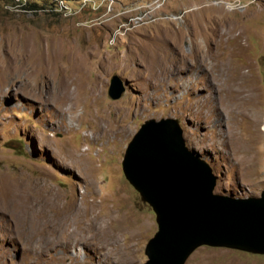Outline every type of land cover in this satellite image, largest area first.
Segmentation results:
<instances>
[{
	"label": "rangeland",
	"instance_id": "374dc122",
	"mask_svg": "<svg viewBox=\"0 0 264 264\" xmlns=\"http://www.w3.org/2000/svg\"><path fill=\"white\" fill-rule=\"evenodd\" d=\"M55 55L34 81L20 73ZM62 77L71 93L84 81L83 121L60 128ZM167 118L212 167L215 193L261 195L264 0H0V264H145L156 214L123 160L146 121ZM66 149L93 170L65 165ZM38 184L30 203L17 195ZM186 264L264 255L204 246Z\"/></svg>",
	"mask_w": 264,
	"mask_h": 264
},
{
	"label": "water",
	"instance_id": "95a60500",
	"mask_svg": "<svg viewBox=\"0 0 264 264\" xmlns=\"http://www.w3.org/2000/svg\"><path fill=\"white\" fill-rule=\"evenodd\" d=\"M125 91L114 76L110 96ZM123 170L156 214L145 264H186L204 246L264 255V190L248 198L215 193L212 167L187 146L177 119L146 121L128 145Z\"/></svg>",
	"mask_w": 264,
	"mask_h": 264
},
{
	"label": "bare ground",
	"instance_id": "6f19581e",
	"mask_svg": "<svg viewBox=\"0 0 264 264\" xmlns=\"http://www.w3.org/2000/svg\"><path fill=\"white\" fill-rule=\"evenodd\" d=\"M231 30H229V32H230ZM232 34V33H231ZM236 38V37H235ZM218 54V53H217ZM207 56V55H206ZM56 57H57V55H55V56H49V58H48V60H47V62H41V64H40V66H39V69L37 68V66H35V64L34 63H32V62H29V63H26L25 64V66H24V70L22 71V72H20V73H22V75H24V76H26V77H28L30 80H32L33 79V81H34V77H37L38 78V76H39V74L42 72V71H48V72H50V71H52V68H51V66H52V64L54 63V61L56 60ZM212 60V59H211ZM220 61V60H219ZM18 63V62H17ZM24 63V62H23ZM18 68V67H17ZM21 69H20V71H21ZM225 70H226V68H225ZM17 72H18V70L15 72V74L17 75ZM235 72V71H234ZM14 74V73H13ZM19 75V74H18ZM13 76V75H12ZM71 76H74V77H76L77 78V75L73 72L72 73V75ZM61 77V76H60ZM40 78V77H39ZM71 78V77H70ZM79 78V77H78ZM239 79V78H238ZM76 81L75 82H77L78 80L77 79H75ZM74 81V80H73ZM79 84H78V86H77V88H76V90H75V92H69L68 91V89H70L71 88V82H70V80L69 79H64L63 77H62V79H60L59 80V82H58V89L60 90V95L59 96H57V95H55L54 97H55V100H56V102L58 101V100H60L59 101V104H60V109H61V114H62V116H61V118L62 119H60L61 121H60V123H59V127L60 128H62V127H64V123L66 122V120H67V116L69 115L70 116V122L71 123H73V124H75V123H77V124H80L83 120H82V115L80 116V115H78V116H76V107H78L80 104H81V98H82V90H83V88H84V81L83 80H81V79H79ZM31 83V82H30ZM57 83V82H56ZM73 84V83H72ZM32 86V85H31ZM33 87V86H32ZM70 87V88H69ZM26 88V87H25ZM36 88V87H35ZM67 106V107H66ZM107 129V128H106ZM108 130H106V132H107ZM103 134V133H102ZM104 135V134H103ZM93 138H95V139H100L101 138V136H98L97 134H94L93 135ZM48 139V138H47ZM50 141V140H49ZM48 141V142H49ZM64 155H63V162H64V164L66 165L67 164V166L69 167V166H72V165H77L78 166V164H79V166H80V168H81V171L83 172L84 171V169H88L89 168V170L90 171H92L93 170V167L91 166V163H89L90 161H88V160H86L84 157H82L83 155H80V156H76L77 157V161H78V163H76L75 164V162H73L74 160L72 159L74 156H75V153L74 152H72V151H69V150H67L66 149V151H64ZM61 157V156H60ZM75 158V157H74ZM62 159V158H61ZM87 171V170H86ZM41 182V181H40ZM39 183V182H38ZM37 184V183H36ZM8 185L9 184H5L4 183V187H5V192H7L8 194H10L11 193V191H10V186L8 187ZM39 185V187L37 188V189H35V188H33V187H28L27 189H25L24 190V192H21V193H19V194H17V195H19L22 199H23V202H26V203H30V201H32L40 192H42V190L44 189H41V185L40 184H38ZM3 186V185H2ZM43 186V185H42ZM20 188V187H19ZM21 188H22V186H21ZM47 188V187H46ZM13 189V188H12ZM11 189V190H12ZM16 190V189H15ZM22 190V189H21ZM21 190H18V191H21ZM2 191V190H1ZM14 191V190H13ZM15 193H17V192H15ZM13 195V194H12ZM11 195V196H12ZM40 195V194H39ZM17 197V196H16ZM20 199V198H19ZM36 199V198H35ZM42 201V200H41ZM47 203V202H46ZM32 204V203H31ZM25 207V206H24ZM27 207H29V206H27ZM22 208H23V206H22ZM25 209V208H24ZM27 209V208H26ZM55 210V209H54ZM53 213H56V212H53ZM52 213V214H53ZM43 214V213H42ZM93 215V214H92ZM51 216V215H50ZM52 216H54V215H52ZM69 219V218H68ZM48 220V219H47ZM50 222V221H49ZM48 222V223H49ZM63 225V224H62ZM103 230V229H102ZM103 233H105V235H107V236H112L113 234L111 233V232H108V230L107 229H105L104 230V232ZM45 236V235H44ZM103 247H101V249H102ZM105 248V247H104ZM131 251H133V250H131ZM111 252V251H110ZM114 252V251H113ZM114 253H112V255H113ZM111 255V256H112ZM116 256V255H115ZM109 258V257H108ZM110 260V259H109ZM114 260V259H113ZM114 262V261H113Z\"/></svg>",
	"mask_w": 264,
	"mask_h": 264
},
{
	"label": "flooded vegetation",
	"instance_id": "af4514ba",
	"mask_svg": "<svg viewBox=\"0 0 264 264\" xmlns=\"http://www.w3.org/2000/svg\"><path fill=\"white\" fill-rule=\"evenodd\" d=\"M212 102H211V107L214 109V110H212V111H216V109H215V107L214 106H217L218 105V102L215 100V102H214V100H211Z\"/></svg>",
	"mask_w": 264,
	"mask_h": 264
}]
</instances>
